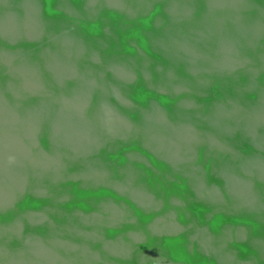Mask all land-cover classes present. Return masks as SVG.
Returning <instances> with one entry per match:
<instances>
[{
  "label": "water",
  "instance_id": "water-1",
  "mask_svg": "<svg viewBox=\"0 0 264 264\" xmlns=\"http://www.w3.org/2000/svg\"><path fill=\"white\" fill-rule=\"evenodd\" d=\"M0 264H264V0H0Z\"/></svg>",
  "mask_w": 264,
  "mask_h": 264
}]
</instances>
